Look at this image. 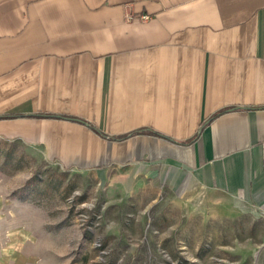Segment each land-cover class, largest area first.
<instances>
[{"label": "crops", "instance_id": "0c3cea01", "mask_svg": "<svg viewBox=\"0 0 264 264\" xmlns=\"http://www.w3.org/2000/svg\"><path fill=\"white\" fill-rule=\"evenodd\" d=\"M0 137L264 214V0H0Z\"/></svg>", "mask_w": 264, "mask_h": 264}, {"label": "rangeland", "instance_id": "374dc122", "mask_svg": "<svg viewBox=\"0 0 264 264\" xmlns=\"http://www.w3.org/2000/svg\"><path fill=\"white\" fill-rule=\"evenodd\" d=\"M161 169L67 166L0 137V264H264V214L221 212Z\"/></svg>", "mask_w": 264, "mask_h": 264}, {"label": "built area", "instance_id": "2783aa9c", "mask_svg": "<svg viewBox=\"0 0 264 264\" xmlns=\"http://www.w3.org/2000/svg\"><path fill=\"white\" fill-rule=\"evenodd\" d=\"M147 17H148V16H147L146 14H142V15L140 16V19H141V20H146ZM263 148H264V147H263Z\"/></svg>", "mask_w": 264, "mask_h": 264}]
</instances>
